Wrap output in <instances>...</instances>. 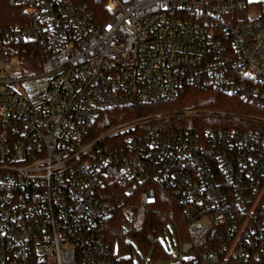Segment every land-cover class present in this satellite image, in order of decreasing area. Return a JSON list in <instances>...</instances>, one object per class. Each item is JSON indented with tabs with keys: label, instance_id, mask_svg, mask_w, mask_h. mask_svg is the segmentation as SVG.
<instances>
[{
	"label": "built area",
	"instance_id": "obj_1",
	"mask_svg": "<svg viewBox=\"0 0 264 264\" xmlns=\"http://www.w3.org/2000/svg\"><path fill=\"white\" fill-rule=\"evenodd\" d=\"M11 1L24 18L0 27V264H157L101 228L120 211L125 232L141 230L160 191L181 206L187 236L168 229L167 264H264V0H100L107 20L86 0ZM15 41L46 49L39 99L11 62ZM209 84L253 112L184 116L240 127H210L206 139L138 130L159 112L91 137L103 110ZM114 180L118 203L106 198Z\"/></svg>",
	"mask_w": 264,
	"mask_h": 264
},
{
	"label": "trees",
	"instance_id": "obj_2",
	"mask_svg": "<svg viewBox=\"0 0 264 264\" xmlns=\"http://www.w3.org/2000/svg\"><path fill=\"white\" fill-rule=\"evenodd\" d=\"M92 6L96 13L107 20L108 12L104 3L100 0H86ZM24 15L20 6L11 0H0V27L9 26L23 20ZM6 48L16 54L22 63L32 64L37 68L42 67L46 57V49L38 42L15 41L10 43ZM189 109L204 110H221L227 113L253 112L252 108L247 105L239 96L226 93L221 85L209 84L206 87H196L187 85L184 87L178 97L171 101L154 106L139 107H118L106 109L99 113L98 118L90 127L91 137L97 138L108 127L123 123L139 117L163 113L164 116L158 120H151L148 123L139 126V131H190L200 133L203 139H206L204 132L210 127H220L221 124L240 127V122L235 118L228 116L229 120L211 116L200 115L199 117H185L184 111ZM106 144L121 141L120 138H108ZM124 190L118 183L110 181L107 188L106 198L118 203L123 197ZM159 202L152 207L146 215L144 227L138 231H124L123 218L118 211L115 217L106 221L102 230L112 243L117 244L121 251H134L140 249L142 255L146 256L148 262H159L169 259L168 249L164 246L161 236L169 224H180L181 233L185 239L186 230L184 216L181 206L166 191H160ZM136 243V244H135ZM142 257V256H140Z\"/></svg>",
	"mask_w": 264,
	"mask_h": 264
},
{
	"label": "rangeland",
	"instance_id": "obj_3",
	"mask_svg": "<svg viewBox=\"0 0 264 264\" xmlns=\"http://www.w3.org/2000/svg\"><path fill=\"white\" fill-rule=\"evenodd\" d=\"M1 58L2 57L0 56V59ZM10 59H11L12 64L15 65L16 67L19 64L22 66V73L19 75L24 77V78H28L26 83H24V88H25V92H26L27 96H29L33 100H36V99L43 97L46 94V89H47L48 84H49L50 76L42 75V71H43L42 67L37 68L36 66H33L32 64H28L25 62L22 63V61H19V59L16 57H13ZM0 65H1V63H0ZM39 75H40V77L38 79H30L31 77H35V76H39ZM168 229L170 230L171 233H174L173 225L169 224V226L167 227V229L165 231V234H163L161 236V240H162L164 235H169ZM139 251H140L139 248H136V250H134V252H136V253ZM148 261H150V259ZM134 262H135V264H139V260H138L137 255L134 258ZM167 262H168V260H162V261H159L157 264H167Z\"/></svg>",
	"mask_w": 264,
	"mask_h": 264
}]
</instances>
